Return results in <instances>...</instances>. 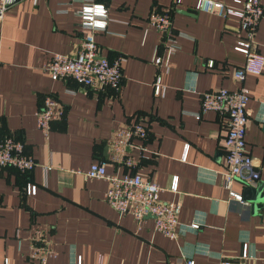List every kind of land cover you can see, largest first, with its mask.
Listing matches in <instances>:
<instances>
[{
	"label": "crops",
	"instance_id": "1",
	"mask_svg": "<svg viewBox=\"0 0 264 264\" xmlns=\"http://www.w3.org/2000/svg\"><path fill=\"white\" fill-rule=\"evenodd\" d=\"M93 1L107 8L106 28L95 31L99 52L124 58L119 90L53 79L45 69L54 52H76L84 36L76 11L82 0H16L0 20V131L21 139L36 160L27 171L0 168V264H37L28 256L36 227L56 250L48 264H182L188 257L195 264H216L220 257L264 263V204L252 210L239 178L231 188L241 200L224 185L227 116L213 109L195 115L203 91L246 88V142L260 163L264 193V69L241 82L234 78L245 60L235 48L244 33L238 19L197 10L196 0ZM261 4L254 39L264 52ZM151 10L170 13L177 45L170 56L164 34L147 23ZM156 54L163 56L158 64ZM49 93L64 112L45 139L34 112ZM135 119L147 123L149 139L133 171L160 184L161 199L180 202L175 238L157 231L152 216L137 224L130 212L119 214L105 199L108 181L81 172L97 159H107L109 172H131L108 159L107 146L118 126ZM132 152L139 156L136 147ZM45 164L52 167L44 171ZM27 183L37 185L35 193H27ZM192 221L197 228L187 226Z\"/></svg>",
	"mask_w": 264,
	"mask_h": 264
},
{
	"label": "built area",
	"instance_id": "2",
	"mask_svg": "<svg viewBox=\"0 0 264 264\" xmlns=\"http://www.w3.org/2000/svg\"><path fill=\"white\" fill-rule=\"evenodd\" d=\"M16 0H0V20L9 5ZM37 3V0H31ZM197 10L214 13L222 17L234 16L238 19L239 30L243 37L235 48L245 55L244 63L233 71L237 81H242L246 73L259 74L264 69V52L255 48L254 34L263 15L261 0H233L226 3L223 0H196ZM81 17L80 26L84 36L74 54L54 52L45 63V69L53 79L59 77L71 78L79 85L96 89L110 86L119 90L122 85V55L109 58L99 52L95 39V31L105 29L107 24V8L93 0H82L76 9ZM147 23L164 34L167 56L176 49L173 39L172 20L169 11L151 10ZM156 64L163 56L156 54L153 58ZM213 65V60L208 61ZM158 85V79L156 86ZM162 87V92L164 91ZM71 91H74L71 89ZM249 95L244 86L235 88L216 87L207 89L201 94L200 111L196 117L209 109L217 110L227 116V127L223 137V175L224 185L229 195L241 200V194L231 188L233 179L239 178L244 183L255 184L259 179L260 163L251 154L246 142L248 124L247 101ZM62 103L51 93L45 94L41 105L35 110L36 125L45 139L49 138L51 122L63 115ZM135 139L141 142L135 143ZM149 127L144 121H129L118 126L108 141V159L117 165L131 169V172L119 174L106 169L107 159L93 161L88 169L81 171L88 177H101L108 181L104 196L106 201L119 213L130 212L139 224L146 216H152L154 228L169 238H175L182 227L178 219L181 204L175 200H163L159 193L163 187L157 182L133 171L137 167L140 155L147 150ZM138 149V155L132 152ZM36 164L35 157L25 150L24 142L13 134L0 131V168L11 167L19 171L31 169ZM52 165H43L44 171ZM178 177L173 176L169 189L177 190ZM37 185L27 183V193H35ZM199 223L192 221L187 226L197 228ZM17 236V235H16ZM18 237L20 244L21 238ZM28 256L37 264H48V259L56 254L45 233L36 227L31 233ZM241 256L246 258V244ZM8 259L4 264H8ZM182 264H195L192 257L183 260ZM216 264H234L228 258H221ZM264 264V263H262Z\"/></svg>",
	"mask_w": 264,
	"mask_h": 264
},
{
	"label": "water",
	"instance_id": "3",
	"mask_svg": "<svg viewBox=\"0 0 264 264\" xmlns=\"http://www.w3.org/2000/svg\"><path fill=\"white\" fill-rule=\"evenodd\" d=\"M262 190L263 185L260 182H256L255 184L245 183L242 194L250 202L253 211L259 210L264 204V193Z\"/></svg>",
	"mask_w": 264,
	"mask_h": 264
},
{
	"label": "trees",
	"instance_id": "4",
	"mask_svg": "<svg viewBox=\"0 0 264 264\" xmlns=\"http://www.w3.org/2000/svg\"><path fill=\"white\" fill-rule=\"evenodd\" d=\"M75 81V80H74ZM76 82V81H75ZM77 83V82H76ZM138 120H140V119H135V120H133V121H138ZM127 122H129V121H127ZM2 133V132H1ZM15 136V135H14ZM16 137V136H15ZM16 138H18V137H16ZM97 160H99V159H97ZM11 168V167H10ZM30 170V169H29ZM27 171V170H26Z\"/></svg>",
	"mask_w": 264,
	"mask_h": 264
}]
</instances>
